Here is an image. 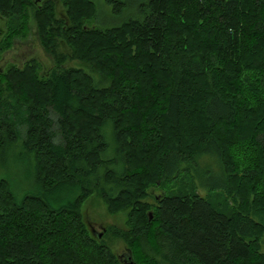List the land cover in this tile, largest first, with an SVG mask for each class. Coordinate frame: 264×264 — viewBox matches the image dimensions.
I'll return each instance as SVG.
<instances>
[{"label": "trees", "instance_id": "obj_1", "mask_svg": "<svg viewBox=\"0 0 264 264\" xmlns=\"http://www.w3.org/2000/svg\"><path fill=\"white\" fill-rule=\"evenodd\" d=\"M30 17L57 67L0 69V168L27 160L32 183L0 180V264H122L86 229L94 193L111 213L131 209L117 235L136 264L140 244L161 256L147 264H264V0H145L101 27L87 26L93 0H0V61ZM71 58L98 80L63 67ZM210 160L218 172L200 185ZM183 176L191 192L161 195L154 212L143 202Z\"/></svg>", "mask_w": 264, "mask_h": 264}, {"label": "rangeland", "instance_id": "obj_2", "mask_svg": "<svg viewBox=\"0 0 264 264\" xmlns=\"http://www.w3.org/2000/svg\"><path fill=\"white\" fill-rule=\"evenodd\" d=\"M95 1L98 8V21H93L87 23L89 27H99L100 25L111 26L119 25L124 22L129 17L136 18L138 16V9L140 4L145 0H119L125 4L124 9L120 13H113L114 5H111L108 0H93ZM32 10V9H31ZM65 8L63 5L58 3L57 6V17H64ZM5 19L0 22V38L6 32ZM29 33L26 35V38L18 39L15 41L14 46L3 56V59L0 61V69H5L10 65H16L21 67L29 59L37 60L42 67H39L38 74L43 75L45 72L49 73L52 69L57 67L54 58L47 54L44 49L41 47L38 36H37V24L33 17H30L28 22ZM101 27V26H100ZM60 50L64 51L63 48ZM66 68H79L89 72L95 80H98L99 75L89 71L88 66L82 60L78 58H71L65 60L62 64ZM149 94V93H148ZM108 129V128H107ZM106 129V130H107ZM108 131L107 133H109ZM110 148L106 152L105 156H111L114 154V145L112 140L109 138ZM207 165L197 167L198 175H196V181L201 185L202 180V171H207L208 175L217 174L218 170L213 162L210 160L206 162ZM31 169L30 163L27 160L15 161L12 154L9 155V161L7 165L3 168H0V180L7 179L11 185L19 192L32 187L31 183ZM200 175V177H199ZM191 181L187 176L180 177L175 182H165L157 186H152L148 190V196L143 200V202L148 203L152 207V211H155V208L158 205L157 198L161 195H170L169 193H176L177 190H183V193H188L191 189ZM205 190V189H204ZM200 188H195V193L201 197H210L209 194ZM191 192V191H190ZM94 193L90 196L81 207V214L83 221L86 225V229L90 236L93 239H96V236L93 234V228L98 233H105L104 237L99 240L101 244L106 245L110 251L116 256H122L127 253V248H132V243H129L126 239H123L122 236H118L117 233L127 232L129 230V213L131 209L127 211H122L119 213H111L109 211L107 203L99 196ZM22 196L23 194H18ZM218 198V197H216ZM221 201V198H218ZM229 204L233 206V202L230 201ZM118 233V234H119ZM136 247V245H134ZM138 251L135 255V260L138 264H147L146 261L150 259H161L159 254H155L146 247L145 244H140V247L137 245ZM134 251V250H133ZM52 260V259H50ZM48 261L51 264V261Z\"/></svg>", "mask_w": 264, "mask_h": 264}, {"label": "water", "instance_id": "obj_3", "mask_svg": "<svg viewBox=\"0 0 264 264\" xmlns=\"http://www.w3.org/2000/svg\"><path fill=\"white\" fill-rule=\"evenodd\" d=\"M152 218H153V214L150 213V220H151ZM93 234L96 236V238H97L98 240H100V239L103 237V235H104L103 232L98 233V235H97V234H95L94 231H93ZM118 259L120 260V262H121L122 264H136V263L134 262V260H133L132 252H131L130 249H127V253H126V254H123L122 256H118Z\"/></svg>", "mask_w": 264, "mask_h": 264}, {"label": "flooded vegetation", "instance_id": "obj_4", "mask_svg": "<svg viewBox=\"0 0 264 264\" xmlns=\"http://www.w3.org/2000/svg\"><path fill=\"white\" fill-rule=\"evenodd\" d=\"M38 1H40V3H41V1H44V0H38ZM38 41H39V38H38ZM39 43H40V41H39ZM41 45V44H40ZM42 47V46H41ZM30 60V59H29ZM94 232H95V234H97L98 235V232L93 228L92 229Z\"/></svg>", "mask_w": 264, "mask_h": 264}]
</instances>
